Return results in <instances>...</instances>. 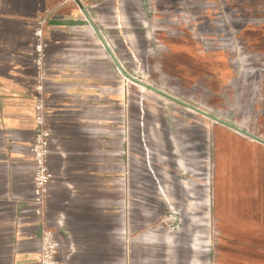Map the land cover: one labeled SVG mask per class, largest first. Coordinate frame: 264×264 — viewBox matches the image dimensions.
<instances>
[{"label": "crops", "instance_id": "obj_1", "mask_svg": "<svg viewBox=\"0 0 264 264\" xmlns=\"http://www.w3.org/2000/svg\"><path fill=\"white\" fill-rule=\"evenodd\" d=\"M147 1L0 0V264H39L43 228L57 238L58 264H97L103 246L96 238H119L99 228L96 216L101 206H110L111 214L112 205L129 200L106 173L130 166L137 84L119 71L103 43L124 72L137 78L128 67L134 32L124 29L121 14L133 2L149 12ZM100 3L108 9L103 15ZM40 99L52 174L41 215L31 150ZM138 103L142 126L143 102ZM212 121L204 159L207 170L210 157L205 185L210 179L211 195L207 191L201 203L208 212L204 223L192 227L207 228L209 246L212 226L213 253L194 248L191 235L186 264L204 256L206 264H264V143ZM104 189L117 196H97Z\"/></svg>", "mask_w": 264, "mask_h": 264}, {"label": "rangeland", "instance_id": "obj_2", "mask_svg": "<svg viewBox=\"0 0 264 264\" xmlns=\"http://www.w3.org/2000/svg\"><path fill=\"white\" fill-rule=\"evenodd\" d=\"M146 5L149 12L134 2L122 9L124 29L134 32V61L128 67L138 79L199 111L135 85L131 163L128 170L106 173L129 200L112 205L111 214L110 206L100 207L99 228L118 232L119 238L107 233L96 238L103 246L97 264H186L191 235L194 248L209 249L204 253L211 256L212 226L209 246L207 228L192 227L204 223L208 210L201 203L207 191L211 195L210 179L205 185L210 157L207 170L204 159L214 122L207 115L264 137V0H148ZM97 10L108 11L104 3ZM118 47L123 48L120 41ZM97 196L117 194L104 189ZM207 256L194 264H206Z\"/></svg>", "mask_w": 264, "mask_h": 264}, {"label": "built area", "instance_id": "obj_3", "mask_svg": "<svg viewBox=\"0 0 264 264\" xmlns=\"http://www.w3.org/2000/svg\"><path fill=\"white\" fill-rule=\"evenodd\" d=\"M73 1V0H63ZM41 31L38 30L40 36ZM42 100H39L38 110L41 114L38 115V130L36 133L35 142L32 146V154L34 160V198L38 204V214L41 215L45 209V200L48 192V185L52 178V174L47 167L48 141L50 138L49 131L44 127L42 114ZM59 244L55 234L43 228L40 235V250L38 254L39 264H58L57 255Z\"/></svg>", "mask_w": 264, "mask_h": 264}, {"label": "water", "instance_id": "obj_4", "mask_svg": "<svg viewBox=\"0 0 264 264\" xmlns=\"http://www.w3.org/2000/svg\"><path fill=\"white\" fill-rule=\"evenodd\" d=\"M89 21H90V20H89ZM103 45H104L105 48L108 50L110 56L112 57L114 63L116 64L117 68L119 69V71H120V72H121L126 78H128V79L131 80L132 82L136 83V84L139 85L140 87L146 88V89H148V90H150V91H152V92H155V93H157V94H160V95H162V96H164V97H167V98H169V99H171V100H174V101H176V102H178V103H181V104H184V105H188V104L182 102L181 100H178L177 98H175V97H173V96L167 94L166 92L161 91V90H159L158 88H156V87H154V86H152V85H150V84H148V83H146V82H143V81L140 80V79H137V78L132 77V76L128 75L127 73H125L124 70L122 69L121 65H120L119 62L117 61V59L114 57V55L111 53V51L109 50V48L106 46V44L103 43ZM188 106H189V105H188ZM189 107H191V106H189ZM191 108L195 109L196 111H199L198 109H196V108H194V107H191ZM200 112L206 114L205 112H202V111H200ZM207 116L210 117L211 119L217 121V122H220V123H222V124L227 125L228 127L232 128V129H234V130H236V131H238V132H241V133H243V134H245V135H247V136H249V137H251V138H253V139H255V140H258V141L264 143V140H262V139H260V138H258V137H256V136H254V135H252V134H250V133H248V132H246V131H244V130H242V129H240V128H237L236 126H233V125H231V124H229V123H226V122H224V121H222V120H220V119H218V118H216V117H214V116H211V115H210V116L207 115Z\"/></svg>", "mask_w": 264, "mask_h": 264}]
</instances>
